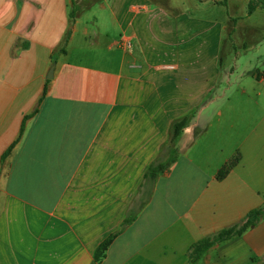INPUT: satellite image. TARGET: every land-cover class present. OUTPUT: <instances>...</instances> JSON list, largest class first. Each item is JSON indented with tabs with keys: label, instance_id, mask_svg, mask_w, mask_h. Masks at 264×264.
Segmentation results:
<instances>
[{
	"label": "crops",
	"instance_id": "1",
	"mask_svg": "<svg viewBox=\"0 0 264 264\" xmlns=\"http://www.w3.org/2000/svg\"><path fill=\"white\" fill-rule=\"evenodd\" d=\"M230 1L249 0H97L86 21L92 0H0V264H191L263 207L264 73L220 55ZM185 115L176 161L144 181ZM194 264H264V219Z\"/></svg>",
	"mask_w": 264,
	"mask_h": 264
},
{
	"label": "trees",
	"instance_id": "2",
	"mask_svg": "<svg viewBox=\"0 0 264 264\" xmlns=\"http://www.w3.org/2000/svg\"><path fill=\"white\" fill-rule=\"evenodd\" d=\"M218 4L221 6H226L227 0H218ZM258 8H264V0H249L247 4V15H251ZM76 9L72 8L69 13L71 19L74 18ZM69 33H67L65 42L68 38ZM59 53H64V49L60 48ZM54 61V58H53ZM45 92V90H44ZM191 119V115H185L175 121H173L169 128V139L168 142L162 147L161 154L159 157L153 161L145 171L143 180L153 184L156 179L168 171L173 163L178 157V150L175 147V144L180 137L183 129L187 127ZM16 143V142H15ZM13 143L1 156V162L9 155L11 149L14 147ZM237 163V158L232 159L227 164H225L217 173L216 179L222 180L227 176L231 169ZM134 217L126 216L124 220V226L129 224ZM262 219H264V205L261 208L253 209L247 213L245 218L227 228H223L199 241L194 243L188 250V256L191 264H194L195 261L205 253L209 248L213 247L216 244H221L232 240L236 237L241 236L246 230L255 227ZM117 234H113L105 239L94 251L93 258L94 262H99L105 256L106 250L111 244L113 238Z\"/></svg>",
	"mask_w": 264,
	"mask_h": 264
},
{
	"label": "rangeland",
	"instance_id": "3",
	"mask_svg": "<svg viewBox=\"0 0 264 264\" xmlns=\"http://www.w3.org/2000/svg\"><path fill=\"white\" fill-rule=\"evenodd\" d=\"M88 2L91 3V1ZM97 3V0H92L93 10L90 14L88 12L85 14L86 21L91 19L92 14L97 11ZM218 8L217 18L221 23L232 26L234 29L223 32L220 55L232 59L230 69H233L234 65L238 66L237 74H242L245 80L251 79V75L256 71L264 73V10L247 19L245 5H234L233 1H230L229 9ZM228 13L234 17V20L227 19ZM243 44L246 45L245 48L242 47ZM253 44L255 48H252Z\"/></svg>",
	"mask_w": 264,
	"mask_h": 264
},
{
	"label": "built area",
	"instance_id": "4",
	"mask_svg": "<svg viewBox=\"0 0 264 264\" xmlns=\"http://www.w3.org/2000/svg\"><path fill=\"white\" fill-rule=\"evenodd\" d=\"M119 45L121 46V48L127 49V48L130 47L131 44H130L129 40H127V39H121Z\"/></svg>",
	"mask_w": 264,
	"mask_h": 264
},
{
	"label": "water",
	"instance_id": "5",
	"mask_svg": "<svg viewBox=\"0 0 264 264\" xmlns=\"http://www.w3.org/2000/svg\"><path fill=\"white\" fill-rule=\"evenodd\" d=\"M52 71H53V67L49 70L48 74H47V78L51 79L52 78Z\"/></svg>",
	"mask_w": 264,
	"mask_h": 264
}]
</instances>
